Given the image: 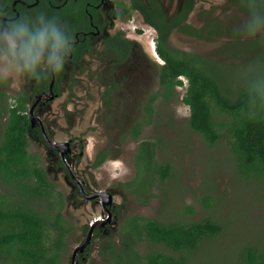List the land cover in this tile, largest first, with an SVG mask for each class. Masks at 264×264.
<instances>
[{
  "label": "flooded vegetation",
  "instance_id": "1",
  "mask_svg": "<svg viewBox=\"0 0 264 264\" xmlns=\"http://www.w3.org/2000/svg\"><path fill=\"white\" fill-rule=\"evenodd\" d=\"M137 4L144 6V11L136 9ZM40 13L56 18L72 35L73 51L58 75L45 72L38 79L20 74L0 75V104L4 106L0 128L4 129L8 122L7 106L13 109L11 105H19L28 120L29 151L50 185L47 192H52L51 198L42 201L47 200L50 207L58 204L61 209L66 202L76 208H100L101 217L83 229L71 264H85L93 254L105 264L103 242L112 239L121 245L124 227L136 216L123 218L125 206L115 201L116 190L93 187L96 178L91 173L118 158L112 144L114 138L107 134V142L91 156L88 141L95 131L91 126L81 136L72 135L68 140L59 139L58 134L71 135L76 128L72 117L80 114L85 120L82 114H86L91 103L98 107L96 125L119 131L116 122L118 116L128 112L129 100H142L149 90L135 119L128 120L117 136L120 146L126 140L138 141L144 130L153 125L148 124L151 100H167L163 86L166 62L158 52L160 39L165 37L174 50L217 61L250 54L244 51L248 48L262 51L264 0H0L2 26L23 18L35 19ZM139 24L143 26L138 28ZM249 25L255 30L254 35ZM146 27L152 31L149 43L144 40ZM176 36L212 46L214 51L203 55L179 48L173 44ZM128 115L134 116L130 112ZM138 126L141 132L139 139H135ZM99 157L104 162L98 167ZM58 183L67 185V196ZM34 206L39 209L38 202ZM67 225L71 233L66 242L76 229ZM137 248L142 252L149 250L144 244Z\"/></svg>",
  "mask_w": 264,
  "mask_h": 264
},
{
  "label": "trees",
  "instance_id": "2",
  "mask_svg": "<svg viewBox=\"0 0 264 264\" xmlns=\"http://www.w3.org/2000/svg\"><path fill=\"white\" fill-rule=\"evenodd\" d=\"M137 7L145 9L138 4ZM244 51L250 54L236 57L242 63L234 66L174 50L165 37L158 46L166 62L163 69L165 101H172L176 89L184 86V78L188 86L183 102L190 109V130L200 135L209 148L215 149L226 141L237 173L248 181L264 183V66L252 75L230 72L238 67H249L264 57V49ZM156 101L151 100L152 116L148 124L155 121ZM11 106L13 109L7 106L9 118L0 141V178L13 191H18L22 201H15L11 191L0 194V264H62L71 229L61 211L52 216L34 206L51 198L52 192H47L50 185L29 151L28 120L19 105ZM3 108L0 104V117ZM140 132L138 126L135 139H139ZM162 145L161 141L140 142L134 161L136 176L121 184L142 207L149 206L156 198L154 190L168 183L174 175L172 164L157 159ZM97 162L99 167L104 158L99 157ZM204 200L208 207L213 206L211 198ZM187 213L193 216L192 210ZM124 229L121 245L112 239L103 242L101 251L105 264H213L199 258V253L225 233L223 223L212 216L200 221L172 223L135 216ZM143 244L148 251L138 250ZM239 255L236 264H264V249L257 245L244 246Z\"/></svg>",
  "mask_w": 264,
  "mask_h": 264
},
{
  "label": "rangeland",
  "instance_id": "3",
  "mask_svg": "<svg viewBox=\"0 0 264 264\" xmlns=\"http://www.w3.org/2000/svg\"><path fill=\"white\" fill-rule=\"evenodd\" d=\"M136 26L141 28L143 25ZM134 27L133 30H135ZM145 29L144 40L149 43L152 31L147 27ZM173 41L172 43L176 44L174 46L185 48L193 53L210 55L214 51L212 46L183 40L180 36H176ZM235 58L236 56L223 57L221 60L230 65H241L242 61ZM262 66H264V57L258 58L249 67H238L229 71L241 76L252 75ZM227 70L224 71L227 72ZM187 86L185 81L184 87L178 88L174 100L157 101L155 121L152 126L144 130L138 141L126 140L120 146L121 142L119 143L117 136L128 120L135 119V114L145 102L144 99L149 96V90L146 91L142 100H134L132 103L129 100L128 112L118 116L119 120L116 122L119 131L97 126L98 107L96 103H91L86 114H82L85 115V120L80 114L78 117H72L76 125L73 133L67 135L66 132H62L58 134V137L61 140H68L72 135L81 136V133L91 126L95 131L90 134L88 144L89 153L93 156L94 151L107 142V134H109L112 140L114 138L112 144L117 148L118 158L91 173L96 178V185L93 187L117 191L115 201L125 206L122 210L123 218L136 215L163 223H172L200 221L206 217H215L223 223L225 233L221 238L207 244L200 251L199 258H205L213 264H236L244 246L251 244L264 249V183L248 181L237 173L226 141H222L215 149L209 148L200 135L190 130L188 126L190 109L183 102ZM82 102L87 106L84 101ZM129 112L134 116L128 115ZM126 116L129 119L125 120ZM2 131L3 128H0V141ZM144 140L163 142L157 151V159L161 163H170L174 167L171 180L154 190L156 198L147 207H142L130 192L121 187V184L132 181L136 176L134 157L139 143ZM58 184L60 190L67 196V185ZM8 191L12 192L15 201H22L18 191H13L0 178V194L8 193ZM205 198L212 199V207L207 206ZM38 204L40 211H47L52 216L61 211L67 224L76 228L67 240V248L62 258V264H71L73 250L82 238L83 229L101 217L100 208L97 211L91 207L76 208L75 205L67 204V202L62 209L58 204L50 207L46 201H39ZM189 210L193 211V216L187 213ZM85 264H102V260L97 254H93Z\"/></svg>",
  "mask_w": 264,
  "mask_h": 264
},
{
  "label": "clouds",
  "instance_id": "4",
  "mask_svg": "<svg viewBox=\"0 0 264 264\" xmlns=\"http://www.w3.org/2000/svg\"><path fill=\"white\" fill-rule=\"evenodd\" d=\"M72 51V35L44 13L0 25V75L5 77L20 74L38 79L45 72L61 74Z\"/></svg>",
  "mask_w": 264,
  "mask_h": 264
},
{
  "label": "water",
  "instance_id": "5",
  "mask_svg": "<svg viewBox=\"0 0 264 264\" xmlns=\"http://www.w3.org/2000/svg\"><path fill=\"white\" fill-rule=\"evenodd\" d=\"M102 196H104V197L106 196V197L109 198V197H111V194H105V195L102 194ZM91 235H92V232L90 233V236H91ZM87 245H88V243H86V244L83 246L82 250H83L85 247H87Z\"/></svg>",
  "mask_w": 264,
  "mask_h": 264
}]
</instances>
